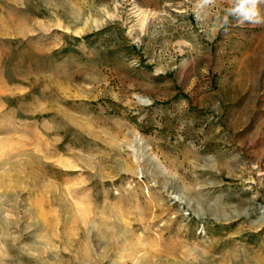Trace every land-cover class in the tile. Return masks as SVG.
<instances>
[{
  "label": "rangeland",
  "instance_id": "rangeland-1",
  "mask_svg": "<svg viewBox=\"0 0 264 264\" xmlns=\"http://www.w3.org/2000/svg\"><path fill=\"white\" fill-rule=\"evenodd\" d=\"M231 6L0 0V264H264V25Z\"/></svg>",
  "mask_w": 264,
  "mask_h": 264
},
{
  "label": "clouds",
  "instance_id": "clouds-1",
  "mask_svg": "<svg viewBox=\"0 0 264 264\" xmlns=\"http://www.w3.org/2000/svg\"><path fill=\"white\" fill-rule=\"evenodd\" d=\"M208 4L211 0H202ZM264 5V0H232V6L227 9L224 17L225 24L228 23L229 16L236 19L241 25L247 23L252 25H264V15L260 6Z\"/></svg>",
  "mask_w": 264,
  "mask_h": 264
}]
</instances>
